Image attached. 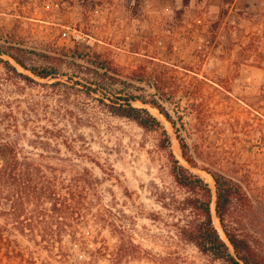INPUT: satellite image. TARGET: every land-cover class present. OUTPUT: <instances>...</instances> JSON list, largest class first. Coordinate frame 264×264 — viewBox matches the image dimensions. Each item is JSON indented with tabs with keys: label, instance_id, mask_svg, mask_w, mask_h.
Listing matches in <instances>:
<instances>
[{
	"label": "rangeland",
	"instance_id": "1",
	"mask_svg": "<svg viewBox=\"0 0 264 264\" xmlns=\"http://www.w3.org/2000/svg\"><path fill=\"white\" fill-rule=\"evenodd\" d=\"M0 39L53 54L109 53L126 73L151 61L169 69L192 154L242 183L251 199L247 219L264 232V11L250 9L247 0H0ZM184 95L191 100L180 99ZM20 98L24 108L28 99L48 101L40 118L29 113L30 125L43 136L51 129L52 147L71 167L89 168L96 181L66 222L77 243L66 233L48 252L17 232L11 212H0V235L25 253L18 258L3 248L0 264H212L179 235L184 192L158 132L111 114L82 92L60 103L35 86ZM158 113L176 157L215 192L214 179L184 159L173 126ZM27 137L36 138L29 129ZM215 198L214 222L226 239ZM113 225L128 238L123 252Z\"/></svg>",
	"mask_w": 264,
	"mask_h": 264
},
{
	"label": "trees",
	"instance_id": "2",
	"mask_svg": "<svg viewBox=\"0 0 264 264\" xmlns=\"http://www.w3.org/2000/svg\"><path fill=\"white\" fill-rule=\"evenodd\" d=\"M182 1L185 5L191 2ZM151 64H141L126 73L109 53L53 54L0 39V212H11L17 232L48 252L51 246L63 241L66 233L71 243L80 241L77 233H70L66 222L80 208V199L96 178L87 167L82 170L76 165L71 167L70 159L59 148L52 147L51 129L44 127L43 133L47 135L43 136L37 124L30 125L29 113L40 118V110L48 106V101L28 99L24 108L20 97L27 96L28 88L35 86L42 87L46 96L55 97L60 103L82 92L94 97L111 114L159 133L171 175L184 192L178 207L183 212L178 223L183 240L195 245L212 264H264V232L255 229L247 219L251 199L244 186L224 172L199 164L192 154L187 133H183L184 112L175 101L178 90L168 81L170 70L154 61ZM146 86L154 91L150 93ZM10 92L16 95L9 97ZM180 99L191 100L188 95ZM138 101L157 108L166 117L174 128L184 159L190 166L211 174L215 192L201 175L181 163L164 124L148 108L136 106L134 103ZM165 102L174 106V113ZM22 114H25L23 122ZM28 129L36 138L27 137ZM64 174L69 177L65 179ZM214 196L216 216L228 241L214 222ZM239 209L246 213L238 214ZM112 230L117 232L123 252L128 238L114 225ZM3 248H7L8 255L25 256L18 243L16 251L0 235V252Z\"/></svg>",
	"mask_w": 264,
	"mask_h": 264
},
{
	"label": "crops",
	"instance_id": "3",
	"mask_svg": "<svg viewBox=\"0 0 264 264\" xmlns=\"http://www.w3.org/2000/svg\"><path fill=\"white\" fill-rule=\"evenodd\" d=\"M240 1L241 0H235V3L237 2L240 3ZM247 2L250 9L259 8L261 11H264V0H247ZM247 71L250 72V69H247ZM252 73H256V72L253 71Z\"/></svg>",
	"mask_w": 264,
	"mask_h": 264
},
{
	"label": "bare ground",
	"instance_id": "4",
	"mask_svg": "<svg viewBox=\"0 0 264 264\" xmlns=\"http://www.w3.org/2000/svg\"><path fill=\"white\" fill-rule=\"evenodd\" d=\"M151 109V110H150ZM149 110L154 114V115H156V116H159V118H162V116L158 113V111L157 110H155V109H153V108H150ZM178 151L180 152V148H178ZM207 175V179H208V181H212L213 182V178H212V176L211 175H209V174H206ZM213 185V184H212Z\"/></svg>",
	"mask_w": 264,
	"mask_h": 264
},
{
	"label": "water",
	"instance_id": "5",
	"mask_svg": "<svg viewBox=\"0 0 264 264\" xmlns=\"http://www.w3.org/2000/svg\"><path fill=\"white\" fill-rule=\"evenodd\" d=\"M223 233H224V232H223ZM224 235H225V233H224ZM225 237H226V235H225ZM226 240L228 241L227 237H226Z\"/></svg>",
	"mask_w": 264,
	"mask_h": 264
}]
</instances>
